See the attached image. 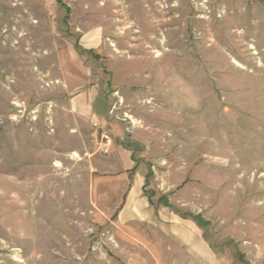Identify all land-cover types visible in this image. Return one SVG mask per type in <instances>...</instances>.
Listing matches in <instances>:
<instances>
[{"label": "rangeland", "instance_id": "374dc122", "mask_svg": "<svg viewBox=\"0 0 264 264\" xmlns=\"http://www.w3.org/2000/svg\"><path fill=\"white\" fill-rule=\"evenodd\" d=\"M0 264H264V0H0Z\"/></svg>", "mask_w": 264, "mask_h": 264}, {"label": "built area", "instance_id": "2783aa9c", "mask_svg": "<svg viewBox=\"0 0 264 264\" xmlns=\"http://www.w3.org/2000/svg\"><path fill=\"white\" fill-rule=\"evenodd\" d=\"M94 127L96 128L99 138H100V151L103 154H109L111 151V148L114 144V136L113 133L106 127L101 126L99 124H94Z\"/></svg>", "mask_w": 264, "mask_h": 264}, {"label": "crops", "instance_id": "0c3cea01", "mask_svg": "<svg viewBox=\"0 0 264 264\" xmlns=\"http://www.w3.org/2000/svg\"><path fill=\"white\" fill-rule=\"evenodd\" d=\"M100 125H102V124H100ZM102 126H103V125H102ZM138 191H139V190H137V188H133V189H132V193H130L131 196L128 198V201L131 200V197H132L134 194L138 195V194H139ZM129 199H130V200H129ZM200 243H203L202 240L200 241Z\"/></svg>", "mask_w": 264, "mask_h": 264}]
</instances>
